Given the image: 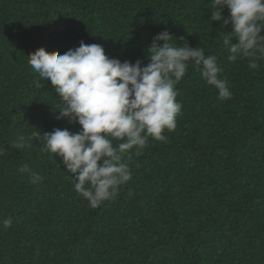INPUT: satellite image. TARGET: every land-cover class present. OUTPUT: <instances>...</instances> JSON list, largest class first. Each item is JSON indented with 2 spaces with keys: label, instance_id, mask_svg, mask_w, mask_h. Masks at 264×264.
<instances>
[{
  "label": "trees",
  "instance_id": "1",
  "mask_svg": "<svg viewBox=\"0 0 264 264\" xmlns=\"http://www.w3.org/2000/svg\"><path fill=\"white\" fill-rule=\"evenodd\" d=\"M209 3L0 0V221H13L0 225V264H264V59L257 69L228 61ZM164 30L215 55L232 98L220 100L190 66L167 142L150 138L129 163L132 179L92 208L43 149V134L79 125L56 119L58 98L46 81L37 87L27 56L83 41L144 66Z\"/></svg>",
  "mask_w": 264,
  "mask_h": 264
},
{
  "label": "clouds",
  "instance_id": "2",
  "mask_svg": "<svg viewBox=\"0 0 264 264\" xmlns=\"http://www.w3.org/2000/svg\"><path fill=\"white\" fill-rule=\"evenodd\" d=\"M210 25L222 22L223 46L229 62L247 59L250 69L264 59V0H210ZM228 10L227 18L222 16ZM231 27L230 32L223 29ZM235 38L237 43L230 41ZM39 80L50 84L59 101L57 120L78 124L79 131L54 129L42 135L46 152L60 158L74 191L92 208L114 198L132 179L129 163L142 155L149 139L167 142L165 130L174 131L182 104L177 85L195 67L202 80L217 90L222 101L232 98L215 55L192 48L164 30L152 37L146 49L148 63L106 56L99 44L79 47L64 54L39 48L28 56ZM20 172L29 169L22 167ZM41 177L32 173V182ZM12 219L0 221L7 229Z\"/></svg>",
  "mask_w": 264,
  "mask_h": 264
}]
</instances>
